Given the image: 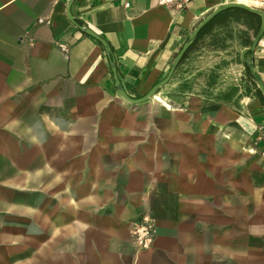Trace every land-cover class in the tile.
<instances>
[{"label":"crops","instance_id":"0c3cea01","mask_svg":"<svg viewBox=\"0 0 264 264\" xmlns=\"http://www.w3.org/2000/svg\"><path fill=\"white\" fill-rule=\"evenodd\" d=\"M230 1L264 11V0H189L180 11L157 0H0V264H264V104L242 60L225 68L244 84L231 102L205 97L182 61L130 103L109 66L142 97ZM215 17L198 43L227 27L254 31L253 20ZM253 56L264 82V34ZM146 211L157 234L138 249L130 230Z\"/></svg>","mask_w":264,"mask_h":264},{"label":"rangeland","instance_id":"374dc122","mask_svg":"<svg viewBox=\"0 0 264 264\" xmlns=\"http://www.w3.org/2000/svg\"><path fill=\"white\" fill-rule=\"evenodd\" d=\"M243 35L246 37L245 39H251L254 31L251 37L228 27L212 32L194 46L187 54L186 60H184L185 58L182 60L186 61V69L183 72H188L189 75L192 73L189 79L199 85V90L205 97L219 102H231L239 88L244 85L241 80H229L225 74V68L230 62L241 61L240 51L242 47L246 46L242 45ZM217 49L226 51H221L222 54L218 55V60L209 58L208 61H205L206 57ZM248 56L249 53L244 54L245 59H248ZM180 69L181 67L177 65L173 74L180 72ZM246 77L248 78L247 75Z\"/></svg>","mask_w":264,"mask_h":264},{"label":"water","instance_id":"95a60500","mask_svg":"<svg viewBox=\"0 0 264 264\" xmlns=\"http://www.w3.org/2000/svg\"><path fill=\"white\" fill-rule=\"evenodd\" d=\"M73 0H69V2L71 3ZM241 8L244 9L246 11L252 12V13H256L259 15L260 17V23L259 26L257 28V30L255 31L251 42L248 46L244 47L243 49H241L240 51V56H241V60L244 64V66H246V68L248 69L252 80L254 81V83L256 84L257 88L259 89L262 97H264V82H262L257 70L255 69L254 66V56H253V52L255 50V47L259 41V39L261 38L262 34H264V11H261L260 9L248 6L244 3L238 2V1H230V2H224L221 3L219 5H217L211 12H209L203 19H201V21L189 32L188 37L186 38V40L184 41V43L182 44V46L180 47V49L178 50V52L175 54V56L173 57L169 70L167 72V74L165 75V77H163L161 80H159L146 94H144L142 97L139 98H131L129 97L124 90L121 88L119 80L117 79V75H116V70H115V63L113 60L110 61L109 66L110 69L113 73L114 79H115V83H116V87H117V91L120 94V96L125 100L128 101L130 103H139L144 101L145 99L152 97L155 93L158 92V90L167 83V81L171 78L176 66L178 65L180 59L182 58V56L184 55V53L187 51V49L192 45V43L194 42V40L196 39L199 31L211 20L213 19L218 13H220L221 11L228 9V8ZM81 30L89 35H91L92 37H94L96 40H98L104 47V51L105 54L107 56H110V49L107 46L106 42L96 33H94L93 31H91L90 29H88L86 26H82ZM245 53H249L248 59L244 58V54Z\"/></svg>","mask_w":264,"mask_h":264},{"label":"built area","instance_id":"2783aa9c","mask_svg":"<svg viewBox=\"0 0 264 264\" xmlns=\"http://www.w3.org/2000/svg\"><path fill=\"white\" fill-rule=\"evenodd\" d=\"M160 5L180 11L187 7L189 0H157ZM128 5V3H125ZM38 22L48 23L43 17H38ZM62 50H66L64 44H59ZM255 143L257 152L264 158V124L257 126L255 133ZM131 240L138 249H148L152 246L157 234L156 220L150 211L143 213L140 218L133 222L131 230Z\"/></svg>","mask_w":264,"mask_h":264},{"label":"trees","instance_id":"16d2710c","mask_svg":"<svg viewBox=\"0 0 264 264\" xmlns=\"http://www.w3.org/2000/svg\"><path fill=\"white\" fill-rule=\"evenodd\" d=\"M231 14V17L238 20V19H243L244 23L246 25H248V23L246 22V20H253L254 22V27L253 30L254 32L257 30L259 23H260V17L258 14L256 13H252L249 11H246L244 9L241 8H228L225 9L223 11H221L219 14ZM216 17H214L213 19H211L198 33L196 39L194 40V42L192 43V45L187 49V51L184 53V55L182 56V58L180 59L178 65L182 62V60L187 56V54L194 48V46L198 43V41L200 40V38L202 37L203 33L205 32V30L212 24V22L215 20ZM250 26V25H249ZM251 42V39L247 38L244 40L243 45L248 46ZM245 67V74L248 76V79L250 80L251 84L254 87V91L255 94L257 95V97L259 98V100L261 101L262 104H264V97H262L259 89L257 88L256 84L254 83V81L252 80V77L248 71V69Z\"/></svg>","mask_w":264,"mask_h":264}]
</instances>
